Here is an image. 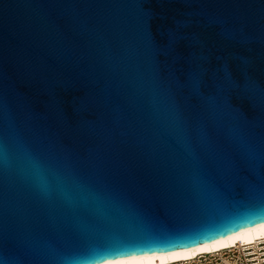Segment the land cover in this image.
<instances>
[{
  "label": "water",
  "instance_id": "95a60500",
  "mask_svg": "<svg viewBox=\"0 0 264 264\" xmlns=\"http://www.w3.org/2000/svg\"><path fill=\"white\" fill-rule=\"evenodd\" d=\"M261 222L264 0H0V264Z\"/></svg>",
  "mask_w": 264,
  "mask_h": 264
},
{
  "label": "built area",
  "instance_id": "2783aa9c",
  "mask_svg": "<svg viewBox=\"0 0 264 264\" xmlns=\"http://www.w3.org/2000/svg\"><path fill=\"white\" fill-rule=\"evenodd\" d=\"M165 264H264V237Z\"/></svg>",
  "mask_w": 264,
  "mask_h": 264
},
{
  "label": "bare ground",
  "instance_id": "6f19581e",
  "mask_svg": "<svg viewBox=\"0 0 264 264\" xmlns=\"http://www.w3.org/2000/svg\"><path fill=\"white\" fill-rule=\"evenodd\" d=\"M262 225H264V222L242 228L228 235L187 248L175 249L164 252H153L156 254L157 258L151 261V264H161V259H160L161 256L165 257V263H167L173 260L190 258L196 255L197 253L209 252L216 249L228 247L236 243H248L251 241H255V239L264 237V226ZM172 251H179L181 253V256L178 259L170 258L167 254ZM153 253H145V254L152 255ZM143 264H149V261H144Z\"/></svg>",
  "mask_w": 264,
  "mask_h": 264
},
{
  "label": "snow or ice",
  "instance_id": "6c2138e0",
  "mask_svg": "<svg viewBox=\"0 0 264 264\" xmlns=\"http://www.w3.org/2000/svg\"><path fill=\"white\" fill-rule=\"evenodd\" d=\"M135 252L136 251H128L124 254L107 255L113 257V259L105 260L104 264H143L144 261H149V264H151V261L157 258L155 253H153L152 255H136L134 254ZM167 255L172 259H178L181 256V253L179 251H172ZM160 259L161 264H165V257L161 256Z\"/></svg>",
  "mask_w": 264,
  "mask_h": 264
}]
</instances>
